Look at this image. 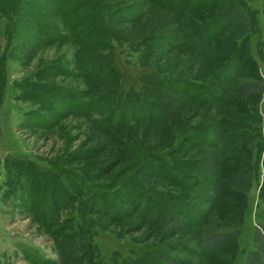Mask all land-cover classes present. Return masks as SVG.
Instances as JSON below:
<instances>
[{
	"label": "trees",
	"instance_id": "obj_1",
	"mask_svg": "<svg viewBox=\"0 0 264 264\" xmlns=\"http://www.w3.org/2000/svg\"><path fill=\"white\" fill-rule=\"evenodd\" d=\"M10 6L8 11L16 26L11 36L21 31L32 38L22 47L23 52L32 45L40 47L68 40L76 49L73 69L66 70L85 83L79 89L40 84L44 88L42 92L37 91L32 80L18 84L21 96L39 106L25 112L28 124L34 126L50 127L65 114L89 118L91 112H97L98 117L89 118L95 132H100L105 140L120 144L122 128L135 127L150 119L160 122L164 118L161 107L168 97L181 101L183 98L195 105H213L225 99L224 87L240 95L256 94L262 89L259 76L240 77L244 54L240 43L230 44V52H222L213 63L209 61L212 43L224 31L251 28L247 14L236 0H13ZM155 14L168 17L167 21L175 25L162 29L163 24L151 22ZM126 29H130L133 38L121 37ZM119 42L122 44L118 46ZM135 44L142 46L136 63H122L117 54L121 46ZM164 49L180 50L185 56L169 58L161 64L159 54L162 55ZM25 56L28 55L25 53ZM154 58L159 60L154 61ZM200 65L204 66L207 79H199L194 75L195 70L191 73V67L196 69ZM38 72L44 76L65 74L56 64H45ZM205 123L200 125V131L199 127L184 129L176 125L168 129L166 137L139 147L137 155L131 153L130 158L136 159L129 167L133 177L131 185L134 180L159 176L174 187L185 184L182 191L172 190L157 196L141 194L135 187L120 188V184L111 181L95 188L89 186V213L121 218L115 212V201H118L131 210L145 211L148 223L157 234L155 240L134 250L132 256L113 259L114 264H201L204 256L219 253L237 232L236 227L223 229L204 222L212 211L215 193L200 186L201 181H192L199 172L193 170L185 174L184 168L190 165L177 163L172 154L189 143L226 150L224 156L232 158L238 149H227L235 144L251 145L255 135L242 125L225 128L226 120L222 117ZM98 124H102V128L97 127ZM130 144H133L132 139ZM96 149L94 145L89 151H76L73 158H89L100 152ZM261 158L264 160V144ZM114 164L115 161L110 160L106 171ZM11 165L16 169L15 179L8 176L5 194L17 198L35 224L46 231L53 230L58 207L73 199L68 179L66 184L61 181L64 174L57 171L54 164L41 168L30 160L17 158L12 159ZM184 174L192 180L183 183ZM225 180L247 188L250 173L236 168ZM192 226L194 231L180 236ZM65 228L66 235L57 239L59 243L64 239V251L73 257L87 253L78 225ZM250 240L252 247L245 251L240 264H264V223L253 225ZM181 253H187L188 257H181Z\"/></svg>",
	"mask_w": 264,
	"mask_h": 264
},
{
	"label": "rangeland",
	"instance_id": "obj_2",
	"mask_svg": "<svg viewBox=\"0 0 264 264\" xmlns=\"http://www.w3.org/2000/svg\"><path fill=\"white\" fill-rule=\"evenodd\" d=\"M236 1L247 14L251 28H228L224 31L212 43L209 61L213 63L222 52H230V44L240 43L244 53L240 77L259 76L262 89L256 94L240 95L224 87L225 99L213 105H195L183 98L181 101L173 96L168 97L161 107L164 118L160 122L150 119L135 127L122 128L124 132L121 134L120 145L105 140L100 132H95V125L90 123L89 118L98 117L97 112H91L89 118L79 114H65L54 120L50 127L28 124L25 112L38 109L39 106L21 96L18 84L22 81L32 80L37 85V91L41 89V92L43 86L59 85L79 89L85 83L66 70L73 69L76 48L72 42L60 40L40 47L32 45L23 52L22 47L27 45V41L31 42L32 38L21 31L11 36L16 26L8 7H11L13 0H0V264H114L113 259L132 256L134 250H140L157 238L145 211L131 210L125 204L115 201L116 215L121 218L89 213V186L95 188L96 185L111 181L120 184V188L135 187L141 194L157 196L172 190L182 191L185 184L174 187L159 176L144 181L134 180L131 185L133 177L129 167L136 160L135 157L130 158L131 153L137 155L139 147L166 137L168 129L176 125H182L184 129L195 126L200 131L201 124L205 125L206 121L221 117L226 120L225 128L242 125L253 132V144H235L228 148L238 149L237 155L232 158L224 156L226 150L189 143L182 146L183 150L172 155L177 163L190 165L184 168L185 174L193 170L200 174L193 180L184 174L183 183L199 180L205 182L200 186L215 193L212 211L204 222L213 227L219 225L223 229L237 228L224 248L219 253L204 256L201 264L241 263L245 251L252 247L250 234L253 225L256 222L264 223V160L261 158V146L264 144V0ZM167 18L155 14L151 22L163 24L162 29L175 25L167 21ZM123 32L120 34L122 38H133L130 29ZM121 44L119 42L118 46ZM121 47V52H117L120 61L126 65L135 64L142 46L135 44ZM162 51V55L159 54L162 58L158 59L161 64L169 58L185 56L180 50ZM158 60L154 58V61ZM45 64H56L65 74H37V70ZM191 69V73L195 70L194 75L199 79L208 78L203 65ZM97 127L102 128V124ZM130 139L133 144H130ZM94 145H97L96 151L100 149V152L89 158H73L76 151H89ZM17 158L30 160L41 168H49L54 164L57 171L64 174V177H60L61 181L66 184L68 179L67 185L74 194L71 197L73 199L58 207L51 228L53 230L46 231L35 224L26 209L20 206L18 199L5 194L8 176L15 179L16 169L11 167V161ZM110 160L115 161V164L106 171ZM236 168L249 171L250 183L247 188L225 180ZM72 224L78 225L85 239L84 252L87 251L76 257L64 251V239L62 243L57 240L66 235L65 227ZM194 230V226L189 227L180 236ZM179 255L188 257L187 253Z\"/></svg>",
	"mask_w": 264,
	"mask_h": 264
}]
</instances>
